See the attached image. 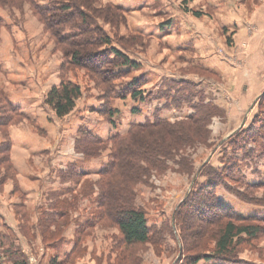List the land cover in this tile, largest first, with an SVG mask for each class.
<instances>
[{"label": "rangeland", "instance_id": "rangeland-1", "mask_svg": "<svg viewBox=\"0 0 264 264\" xmlns=\"http://www.w3.org/2000/svg\"><path fill=\"white\" fill-rule=\"evenodd\" d=\"M80 2L96 21L95 32L112 41L95 50L116 47L138 64L112 86L138 78L145 100L108 99L109 81L70 62L71 47L59 41L57 24L50 27L29 0H0V232L27 264H192L194 256L214 253L218 230L229 221L216 220L219 202L243 215H264V187H248L264 182V0ZM160 27L167 31L160 35ZM64 78L80 85L82 96L72 113L58 117L45 100ZM167 82L174 86L169 96ZM184 91L194 94L192 103L213 105L195 123L181 119L194 112L191 103L173 104ZM6 98L26 118L14 115ZM109 103L119 110L115 126L101 112ZM157 109L172 123L127 143L156 152L183 139L182 148L160 154L164 161L153 167L135 158L149 168L139 178L124 171L118 181L101 176L117 146L80 142L81 127L106 140L152 119ZM120 183L121 202L145 211L158 229L148 242L127 244L112 217L100 216L106 209L100 198H112ZM260 226L258 235L237 241L235 264H264V222Z\"/></svg>", "mask_w": 264, "mask_h": 264}, {"label": "trees", "instance_id": "trees-1", "mask_svg": "<svg viewBox=\"0 0 264 264\" xmlns=\"http://www.w3.org/2000/svg\"><path fill=\"white\" fill-rule=\"evenodd\" d=\"M29 1L35 10L43 16L50 27L55 26V24L58 25L55 27V31L59 36V41L71 47L66 49V52L70 56V62L75 65L94 70L102 77V79L109 81L108 89L106 91V96L108 99L112 98L113 95L126 99L130 95L131 97L145 100L144 92L142 89H140L141 81L138 78L133 79L124 88L112 86L113 81L129 75L130 72L127 71V68H134L138 66V64L134 62V60H132L127 54L116 47H110L109 49L104 48L97 51L95 50L97 47H102L103 45H112V41L109 36H106V34L103 33V36L101 37L95 32L96 29L99 30L98 26L96 25V21L89 18L88 15L81 9V0H74V2H71L70 0H49L50 5L48 6H45L36 0ZM45 1L47 0H44V2ZM112 7L116 8L118 11L125 10L123 6L118 4H112ZM197 15L200 14L197 12ZM54 19L56 21L55 23L52 22ZM2 22L3 19L0 16V23ZM106 51L109 52L106 53ZM94 61H96V64L91 65L90 63ZM105 66L114 67L113 69L108 68L107 70L104 68ZM166 86L167 89L164 92V95L169 96L171 94V89L169 88H173L174 86H171L169 82L166 83ZM81 96V86L75 84L69 79L64 78L59 85L53 86L51 88L46 96L45 102L52 106L58 117H64L73 112L76 107L77 100ZM193 97V93L188 92L187 94L184 91L183 94L180 93L178 96L173 98V104H176V107L179 108L181 107L180 103L183 101H188V103H191L192 107L194 108V112L189 113L187 116L182 117L181 119L183 121L195 123L199 119L201 111L210 108L213 105L211 102H205V99L201 100L200 103H192L194 99ZM5 100L6 104L14 115L17 114L19 117L26 118V114L18 113V111L21 109L19 106L14 105L8 98ZM138 110V108H134V111ZM160 111L161 109H157L152 119L148 117L143 122L131 123L125 132H115L106 140L103 139L99 134L94 133L92 130L81 127L80 133L82 136L78 139L80 142L89 141L98 144L112 142L116 144L115 146H117L116 149H113V152L110 154V160H108V162L105 163L99 170V174L101 176L105 177L112 175L111 177L118 181L119 177H124V171L127 177H131V174H135L137 175L136 177L139 178L140 176H138V174L142 173L143 170L147 172L146 170L149 169L148 167L157 166L158 163L164 161L160 160V154H167L169 157L170 154L173 153V150L182 148L180 146L184 143L183 139H179L177 140L178 142L176 141L174 144H170L169 147L164 151L156 152H150V149L146 150L143 144H137L134 146L131 143H127L129 138L142 136L144 130L146 131L152 128H159L171 124V120L163 117ZM101 112L102 115H104L110 121V123L115 126L114 116L117 114V112H119V110L109 103L107 104V107ZM138 132H141L140 135ZM138 142H142V140L140 139ZM11 143V140H9L8 146H11ZM78 149L90 151L89 149ZM135 158L146 159L150 166L144 167L140 164L138 166L135 163ZM117 171H120V173L117 174ZM83 174L84 173H79V176H82ZM108 184H111V182ZM123 184L120 183V186L113 190L112 198H109L107 194L100 198V206L106 208L101 211L100 216L103 217L107 214L112 217L114 222L119 226L121 232L123 233L125 242L127 244L148 242L152 238L154 232L158 229L154 225H149L148 217L145 211L136 209L132 206L129 207L130 205H125L121 202ZM248 187H264V182L260 184L250 183ZM241 199L246 202H252V200H248L244 197H241ZM218 208L221 210V214H216V212L213 213L214 215L218 216L216 217V220L219 218H226L229 221L224 226H221L218 230L219 234L215 238L216 250L212 254H199L194 256L191 261L192 264H197L202 259L209 261L213 258H215L220 264L239 263L240 260L233 259L232 256V252L235 248V245L237 244V241L244 238L245 235H249L250 237L256 236L262 230L260 223L264 222V215H243L237 213L236 210L231 206L221 202L218 203ZM207 220L214 221L215 219L212 217L207 218ZM5 238L8 240V246H6L7 243L3 241ZM0 240H2L0 241V264H6V258H9L12 264H27L26 259L22 258L23 255L19 251V246H15V243L11 240L10 236L5 237L0 232ZM77 244L78 241L75 242L74 248L70 253L75 251ZM70 253L67 255H70Z\"/></svg>", "mask_w": 264, "mask_h": 264}, {"label": "crops", "instance_id": "crops-1", "mask_svg": "<svg viewBox=\"0 0 264 264\" xmlns=\"http://www.w3.org/2000/svg\"><path fill=\"white\" fill-rule=\"evenodd\" d=\"M173 22H171L169 25H167L165 28L167 29V30H169L171 27H172V25L174 26V23L172 24ZM164 27L162 28V27H160V29H161V31L159 32V34L161 35V34H163L165 31H167V30H164L165 29ZM164 30V31H163ZM134 99H137V98H134ZM17 102H18V104L19 103H22V101H19V100H17ZM25 103V102H24ZM139 110L138 111H134V112H137V113H139L140 114V108H138ZM134 116L135 117H139V115L138 114H134ZM116 132H118V131H116Z\"/></svg>", "mask_w": 264, "mask_h": 264}]
</instances>
